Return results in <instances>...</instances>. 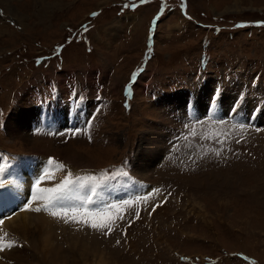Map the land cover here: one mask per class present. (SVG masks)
Here are the masks:
<instances>
[{"label":"rangeland","instance_id":"1","mask_svg":"<svg viewBox=\"0 0 264 264\" xmlns=\"http://www.w3.org/2000/svg\"><path fill=\"white\" fill-rule=\"evenodd\" d=\"M124 1L0 0V264H264V0Z\"/></svg>","mask_w":264,"mask_h":264},{"label":"bare ground","instance_id":"2","mask_svg":"<svg viewBox=\"0 0 264 264\" xmlns=\"http://www.w3.org/2000/svg\"><path fill=\"white\" fill-rule=\"evenodd\" d=\"M222 96H223V94H222ZM227 99H229L228 101H230V97ZM25 138H26V136H24V139ZM44 166H45V163H43V165L41 166V164H38L36 162H32L30 159L23 156L18 163H15L14 165L11 164L8 167V169L5 171L4 177L10 181L9 182L10 184L8 183L7 188L0 190L2 193V195H0V211L2 210V208H5L6 206H10L13 202L18 201V199L21 196L20 191H25V189L28 187V182L31 180V177H32L34 171L39 170V171L44 172V173L48 172V170L45 169L47 166H45V167ZM28 179H29V181L26 182ZM16 184H18L19 185L18 187H20V188H18L19 192H16V189H15V187H17ZM79 190L84 191L85 189L82 188ZM24 221H26V220H24ZM96 260H98V259H96ZM105 262L106 261L101 260V258H100L98 261H96L95 264H106Z\"/></svg>","mask_w":264,"mask_h":264},{"label":"snow or ice","instance_id":"3","mask_svg":"<svg viewBox=\"0 0 264 264\" xmlns=\"http://www.w3.org/2000/svg\"><path fill=\"white\" fill-rule=\"evenodd\" d=\"M219 155V152L217 151L216 153ZM62 167V166H61ZM90 181H94L95 177L88 178ZM84 184L80 182V178H77V180H73L71 177V174L67 177H65L59 184V187H54L51 189H41L39 192H47L50 193L48 196L49 203L51 206L55 209H58L57 211H53L51 214L54 216H61V217H67L68 213L70 211L75 212L76 208L75 206H66L63 201L67 199H72V200H81L83 202L89 203V204H95L94 197L97 195L96 192V186L93 183L91 187L88 188L87 192L85 195L82 197L80 195H69L70 192L72 191H79V189L84 188ZM39 194V193H38ZM2 195V193H0ZM40 208H36L35 211H40ZM47 210V207L45 208ZM92 227H106L107 225H98L93 223L91 225Z\"/></svg>","mask_w":264,"mask_h":264}]
</instances>
